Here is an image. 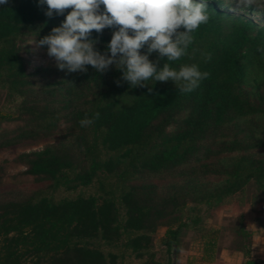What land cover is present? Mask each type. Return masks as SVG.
<instances>
[{
	"label": "trees",
	"instance_id": "16d2710c",
	"mask_svg": "<svg viewBox=\"0 0 264 264\" xmlns=\"http://www.w3.org/2000/svg\"><path fill=\"white\" fill-rule=\"evenodd\" d=\"M229 9L208 0L209 21L171 66L195 63L210 76L180 93L172 81L131 88L114 65L31 69L32 42L71 9L49 18L38 0L0 5V152L45 142L0 160V264H176L195 212L242 198L252 182L264 196V23ZM114 30L93 31L102 53ZM9 164L26 169L9 180ZM236 249L243 264H264L249 244Z\"/></svg>",
	"mask_w": 264,
	"mask_h": 264
},
{
	"label": "clouds",
	"instance_id": "9594fccd",
	"mask_svg": "<svg viewBox=\"0 0 264 264\" xmlns=\"http://www.w3.org/2000/svg\"><path fill=\"white\" fill-rule=\"evenodd\" d=\"M7 2L0 0V5ZM225 3L252 7L256 0ZM38 4L47 6L44 14L49 18L65 15V10L71 9L58 27L38 41V46H47V55L54 58L59 70L87 73V66H91L104 74L114 65L122 73L120 80L131 88L147 87L150 79L172 81L180 93L196 90L210 76L195 63L171 66L188 55L192 33L209 21L208 0H38ZM106 28L115 30L102 53L96 47L99 40L91 37L93 31L102 34ZM153 53L156 60L150 59ZM202 55L205 62L211 61L210 53ZM120 80L116 81L118 86ZM99 118L100 113L95 112L91 117L85 115L79 124L89 127Z\"/></svg>",
	"mask_w": 264,
	"mask_h": 264
},
{
	"label": "rangeland",
	"instance_id": "374dc122",
	"mask_svg": "<svg viewBox=\"0 0 264 264\" xmlns=\"http://www.w3.org/2000/svg\"><path fill=\"white\" fill-rule=\"evenodd\" d=\"M225 4L230 7V12L264 23V0H256V4L252 7H243L236 3ZM31 46L32 49L28 53L31 69L55 63L54 58L47 55V46H38V43L35 42H32ZM1 101L2 99H0V105ZM3 124L8 125L6 122ZM44 144L45 142H38L4 150L0 152V160L4 158L12 159L20 151L40 149ZM25 169L24 165L9 164L5 176L11 180V176L17 175ZM22 177L21 181L25 185L31 183L29 181H31L32 176L26 175ZM194 214L199 216L200 222L196 225H190L185 231L183 236V246L185 247L179 252L176 264H189L188 257L190 254H195L193 256H196L199 261L194 264H211L212 261L204 262L210 260V257L203 261L199 259L204 254L203 249L206 242H209V247L213 249L212 252L214 254H218V252L220 254L224 248L236 249L248 244L252 250V244L254 243L256 248L255 256L264 258V196L253 182L250 183L242 198H237L231 203L212 209L203 206L200 211ZM242 225L251 232L249 238H244L238 234V229ZM165 230L166 227H160L155 236L156 249L159 252V257L163 259L166 257L165 248L162 245V237L165 234ZM217 264L225 263L219 260Z\"/></svg>",
	"mask_w": 264,
	"mask_h": 264
},
{
	"label": "crops",
	"instance_id": "0c3cea01",
	"mask_svg": "<svg viewBox=\"0 0 264 264\" xmlns=\"http://www.w3.org/2000/svg\"><path fill=\"white\" fill-rule=\"evenodd\" d=\"M255 246L254 243L252 244V257L257 259V257L255 256ZM204 250V249H203ZM219 254V252H218ZM217 253L210 256L209 254H207L206 251H204V257L203 255L201 256V258H199L201 261L207 259L208 257H210V260L204 261V262H209L212 261L211 264H217L219 260H221L222 262H224L225 264H243V262L245 261V257L244 254L242 253V251H239L237 249L234 248H224L222 249V251L220 252V254L218 255ZM195 254H190V256L188 257L189 260V264H194L195 262H199L198 259L196 258V256H193ZM203 257V258H202ZM260 259H264V258H260Z\"/></svg>",
	"mask_w": 264,
	"mask_h": 264
}]
</instances>
